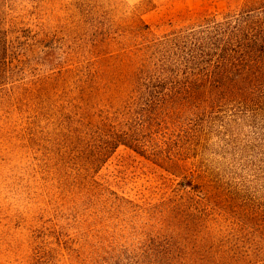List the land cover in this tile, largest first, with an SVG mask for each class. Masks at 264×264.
Instances as JSON below:
<instances>
[{
	"label": "rangeland",
	"instance_id": "obj_1",
	"mask_svg": "<svg viewBox=\"0 0 264 264\" xmlns=\"http://www.w3.org/2000/svg\"><path fill=\"white\" fill-rule=\"evenodd\" d=\"M246 1L0 0V264H264V100L217 92L215 56L170 54L190 99L137 128L161 158L120 144L93 163L86 136L139 98L149 43Z\"/></svg>",
	"mask_w": 264,
	"mask_h": 264
},
{
	"label": "trees",
	"instance_id": "obj_2",
	"mask_svg": "<svg viewBox=\"0 0 264 264\" xmlns=\"http://www.w3.org/2000/svg\"><path fill=\"white\" fill-rule=\"evenodd\" d=\"M188 36L191 38L177 34L146 46L151 54L144 58L136 73L139 98L127 102L115 112L107 110L101 115L99 124L86 130L88 141L95 142L99 147L93 163L120 144L130 146L139 153L146 152L156 159L162 157V146L157 141L146 146L137 128L147 129V134L152 136L153 124H159V127L162 124L158 122V116H154L157 109L164 105L180 109L184 100L190 99L182 94V91L189 90V82L180 78L179 71L168 61L171 53L188 49L185 64L197 66L215 56L219 70L212 84L219 88L217 92L244 101L264 100V0H247L239 13L214 20L203 33L192 32ZM188 39L193 43L190 47H187ZM194 74V79L199 76L205 80L212 77L210 73ZM185 75L188 76V73ZM167 113L160 111L159 115ZM124 126H128V129H124ZM174 259L170 256L164 264L181 263ZM152 264L163 263L157 261Z\"/></svg>",
	"mask_w": 264,
	"mask_h": 264
}]
</instances>
